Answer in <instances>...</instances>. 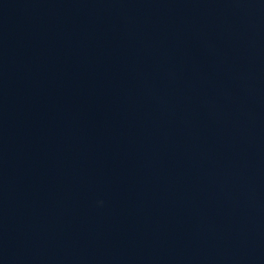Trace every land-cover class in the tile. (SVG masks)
I'll return each instance as SVG.
<instances>
[{
    "label": "water",
    "instance_id": "water-1",
    "mask_svg": "<svg viewBox=\"0 0 264 264\" xmlns=\"http://www.w3.org/2000/svg\"><path fill=\"white\" fill-rule=\"evenodd\" d=\"M0 264H264V0H0Z\"/></svg>",
    "mask_w": 264,
    "mask_h": 264
}]
</instances>
